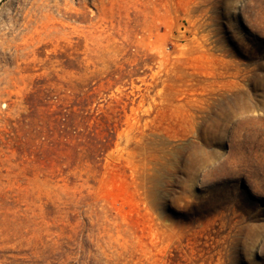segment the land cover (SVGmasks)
Instances as JSON below:
<instances>
[{
    "label": "rangeland",
    "instance_id": "rangeland-1",
    "mask_svg": "<svg viewBox=\"0 0 264 264\" xmlns=\"http://www.w3.org/2000/svg\"><path fill=\"white\" fill-rule=\"evenodd\" d=\"M0 264H264V0H3Z\"/></svg>",
    "mask_w": 264,
    "mask_h": 264
},
{
    "label": "water",
    "instance_id": "water-1",
    "mask_svg": "<svg viewBox=\"0 0 264 264\" xmlns=\"http://www.w3.org/2000/svg\"><path fill=\"white\" fill-rule=\"evenodd\" d=\"M3 0H0V3L2 2Z\"/></svg>",
    "mask_w": 264,
    "mask_h": 264
}]
</instances>
